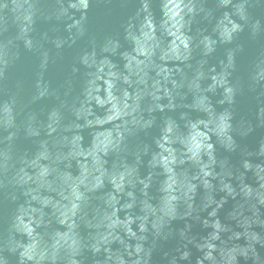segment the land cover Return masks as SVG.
Segmentation results:
<instances>
[{"label": "water", "instance_id": "water-1", "mask_svg": "<svg viewBox=\"0 0 264 264\" xmlns=\"http://www.w3.org/2000/svg\"><path fill=\"white\" fill-rule=\"evenodd\" d=\"M0 264H264V0H0Z\"/></svg>", "mask_w": 264, "mask_h": 264}]
</instances>
